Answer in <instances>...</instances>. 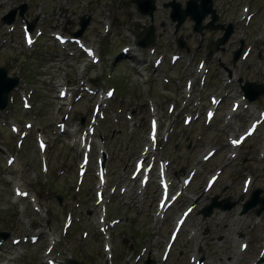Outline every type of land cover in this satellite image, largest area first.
I'll return each instance as SVG.
<instances>
[{"label": "rangeland", "instance_id": "1", "mask_svg": "<svg viewBox=\"0 0 264 264\" xmlns=\"http://www.w3.org/2000/svg\"><path fill=\"white\" fill-rule=\"evenodd\" d=\"M227 1L229 7H225ZM235 1L237 4L238 0ZM231 2L232 0H215L214 3L219 12L220 8L226 12L225 20L230 19L232 14L233 22L238 23L237 33L233 36L235 40L233 48L237 46L238 40L241 41L242 37L252 47L246 62L237 64L235 76L243 81L264 82V42L258 40V26L264 25V0H242L239 13H237L236 5ZM22 5L26 6L24 18L29 22L37 19L36 28L43 30V37L30 51L22 42L20 31L22 21L18 12H16L13 23L16 25L14 31L7 33L5 25L1 23L2 18L11 9ZM244 7L248 8L247 14H250L251 10H256L252 13L249 24L243 17ZM133 11L134 8L124 4V0H0V67L6 68L9 76H20V89L12 95V104L15 103V109L20 117H23L20 121L33 123L31 135L20 149L10 145L9 152L13 155L17 153L16 169H8L5 166V158H3V161L0 160V172L19 180L36 197L42 208L41 213H35L32 210V204L27 200H21L14 206H10L12 184L6 182L8 177L4 176L5 179L2 180L0 177V232H6L9 235L4 239L5 245L0 250V263L4 264L2 261H5L6 264H48L45 251L51 245L46 235L40 236L48 229L54 232V235L51 233L48 237L53 235L58 240L48 257L58 259L59 264H71L72 262L74 264H113V262L114 264H129L128 260L137 261L139 255H136L140 251L144 252L143 258L149 256L151 252L155 253L154 264L161 263L159 257L174 218L191 201L195 200L196 207L188 216L173 244L168 260L161 264H190L189 260L192 256L196 259L204 257V264H228L232 261V264H250L261 252L264 241V214L257 217L255 212H251L247 216L240 217L239 211L240 205L249 198L254 189H262L264 196V161L259 157L263 154L261 151L264 150V123L242 148L237 150L235 157L223 169L220 179L213 188L211 187L212 190L209 188L211 191L208 192L203 188L209 174L214 169L221 168L231 153L226 141L227 136L228 138L236 137L244 132L256 112L264 109V95L256 103L246 101L249 109H242L241 114H237L228 125H225L224 118L230 111V105L241 95V92L236 82H227L226 75L224 77L216 60L211 63L209 73L203 79L204 84L200 83L201 80L197 74L199 61L197 58L195 61L181 59L175 64H170L171 52L161 51L165 55L162 65L152 67L156 54L149 56L146 50L142 54L132 51L131 54L136 58L125 55L126 59L122 57L117 60V56L121 54V48L126 46L122 43L131 42V37L125 32L131 17H135ZM87 15L91 17V20L84 31L85 44L92 46L94 42H98L99 36L109 37L106 40V48L115 45L117 40H120V48L111 47L105 53L107 62L112 61L111 71L107 73L112 76V81L107 83V80L102 79V68L100 69L98 65L86 67L84 73L87 79L96 78L98 81L92 87L100 91L94 95L88 93L81 101L72 102L74 105L71 104L72 107L74 106L73 109L79 113L80 119L75 120V117L70 119L80 122L83 118V123L80 122L79 126L84 129L90 124L92 107L94 108L99 103V93L106 91L109 87L116 90L114 93V96H117L116 100L108 102L110 106L105 110V120L99 122L96 131L94 145H92L90 172L86 173L81 187L77 190L75 186L79 178L75 170L80 160L82 147L72 146L68 133L60 136L57 133L55 120L70 105H65L67 100L64 99L61 101L63 109L55 114L59 108V100L56 98L57 92L53 89V83L68 82L74 89L76 97V91L88 85L85 76L77 78L82 62L87 60L83 58L81 52L72 49L76 47L69 45L61 51L60 57L64 60L57 59L58 46L50 34L63 33L70 36L78 30L81 17ZM164 15L165 13H161L157 16L160 18ZM109 19L113 27H110V31L106 34L103 25L110 22ZM186 28L182 32L183 38L189 45L192 42L190 45L192 48L194 37L188 30L189 25ZM110 33L114 34L112 39L109 36ZM166 40L163 35L161 44L166 45ZM209 43L207 42L206 46ZM172 47L176 50L174 46ZM41 48L44 52L51 51L50 53L53 54L38 56L39 59L35 60L36 53H33ZM68 52L77 54L80 57V63L74 56L70 57ZM137 58L142 62L141 67H137L141 70L140 74L149 76L147 82L135 70V66L141 64L138 63ZM33 60L36 64L31 69L30 65ZM225 63H229L228 58L225 59ZM71 65L75 67L71 69ZM75 69L76 72H74ZM28 76L32 77L31 80L30 77L27 78ZM167 78L171 83L165 85ZM188 81L191 82L190 88L192 89L189 97L186 93ZM27 86L34 88L31 103L35 110L31 112L22 111L19 100V97L26 92ZM210 96L225 97V101L216 111L215 119L209 126H205L204 122H193L189 127H184L182 119L187 113L186 110L191 109L195 113L197 109L191 106L196 103H202L203 109L210 108L208 100ZM170 104L176 105L169 113ZM126 115L127 118H125ZM153 116L159 122V137L162 145L155 152L160 157L171 161L169 176L174 181V189L179 187L182 173L186 175L190 169H198V174L186 190V194L165 214L164 221L156 224L153 216L160 193L158 186L156 183H150L142 194H139L138 187L129 182V175L134 163L140 158L143 146L146 144L151 146L148 142L147 131L148 123ZM73 125V122L69 123L68 127L71 128ZM20 126H22L21 123ZM171 126H174V129L169 138L167 131ZM36 131H41L48 139V147L43 154L38 152L35 144ZM202 132V137L195 138ZM0 135L4 143H10L11 135L8 129L1 124ZM97 144L98 146H95ZM172 149H174L173 152H171ZM209 149H217V154L207 163L200 165V158ZM102 151L106 153L107 160L104 162L108 166L105 194L110 202L107 219L120 220V223L108 232L112 238L113 258L105 255L102 250L104 244L98 232V225L95 224L98 212L93 209L95 188L97 189V180L93 173L94 161ZM45 156L49 163V171L46 175L42 174L40 164V160ZM244 174L252 178L248 194L241 192ZM47 178L48 184H45ZM216 195L219 199L230 198L231 201H238L237 207L232 210V213L217 212L210 219H203L199 210ZM59 197L61 198L60 203L58 202ZM88 212L90 215H87ZM67 214L72 216V225L66 234L60 235V229ZM216 214L218 215L214 216ZM151 219L154 228L150 225ZM83 232L87 234L86 238L82 237ZM36 233L40 236L39 241L31 244L29 237ZM22 236L27 238L25 244L21 242L11 246L12 238ZM234 239L237 240L234 242ZM240 240L246 243L247 250L244 252L238 248ZM149 243L151 247L146 249ZM230 257L232 261H229ZM141 261L139 264H142Z\"/></svg>", "mask_w": 264, "mask_h": 264}, {"label": "water", "instance_id": "2", "mask_svg": "<svg viewBox=\"0 0 264 264\" xmlns=\"http://www.w3.org/2000/svg\"><path fill=\"white\" fill-rule=\"evenodd\" d=\"M23 10H22V12H23ZM173 14L175 16L181 15V18L178 20V25H180L181 22L183 21V16H185L187 14L195 15L194 13H190L189 10H185V11H182V12L176 11ZM15 84H16V81L14 79H7L5 71L0 69V107L1 108L5 107L6 98H7V92ZM242 89L244 90L246 96H247V94L250 95V99H256L263 93L264 86H257L255 84L247 83ZM256 203H260L261 204V208H260L259 211L264 210V200L256 199V201H255V203H253V205L256 204ZM247 208H249V207H247ZM259 211H258V213H260ZM206 215L207 216L210 215V212H208Z\"/></svg>", "mask_w": 264, "mask_h": 264}, {"label": "flooded vegetation", "instance_id": "3", "mask_svg": "<svg viewBox=\"0 0 264 264\" xmlns=\"http://www.w3.org/2000/svg\"><path fill=\"white\" fill-rule=\"evenodd\" d=\"M207 34H208V33H206L205 36H206ZM205 36H204V37H205ZM207 42H210V43L206 46V43H207ZM213 45H214V44H213V40L207 38L206 41H205V47H206V49H210L211 47H213Z\"/></svg>", "mask_w": 264, "mask_h": 264}, {"label": "bare ground", "instance_id": "4", "mask_svg": "<svg viewBox=\"0 0 264 264\" xmlns=\"http://www.w3.org/2000/svg\"><path fill=\"white\" fill-rule=\"evenodd\" d=\"M18 190H19V192H21V193H25V191L22 190V189H18ZM49 237H50V239H49L50 242H52V243H55V242H56V238H54L53 235H50ZM106 239H110V238H109V237H105V240H106ZM107 245H108V244H107Z\"/></svg>", "mask_w": 264, "mask_h": 264}]
</instances>
